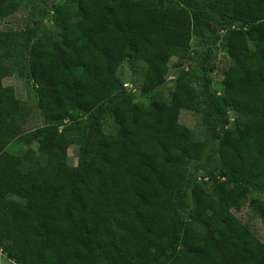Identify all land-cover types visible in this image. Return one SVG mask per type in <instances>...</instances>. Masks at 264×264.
Here are the masks:
<instances>
[{
	"label": "trees",
	"instance_id": "1",
	"mask_svg": "<svg viewBox=\"0 0 264 264\" xmlns=\"http://www.w3.org/2000/svg\"><path fill=\"white\" fill-rule=\"evenodd\" d=\"M39 1L0 0V23L33 10L24 29H0V253L15 264H264V243L233 213L264 195V0ZM219 47L231 65L217 92ZM176 53L187 68L166 85ZM10 59L43 119L29 133L30 109L3 84ZM126 59L145 64L138 91L118 76ZM181 111L211 135H182ZM24 134L37 147L28 167L7 150Z\"/></svg>",
	"mask_w": 264,
	"mask_h": 264
},
{
	"label": "rangeland",
	"instance_id": "2",
	"mask_svg": "<svg viewBox=\"0 0 264 264\" xmlns=\"http://www.w3.org/2000/svg\"><path fill=\"white\" fill-rule=\"evenodd\" d=\"M53 0H40L39 5L51 4ZM32 7L22 6L13 16L8 20H4L0 23V29L18 31L24 29L31 24L32 20ZM12 74L3 80L5 86H12L15 89L16 97L26 103L30 109V116L24 124L25 133H29L35 128L43 124L41 112L37 107V97L32 83L25 76L20 75L17 72V65L14 59L8 61ZM215 71L212 74L213 88L220 92L222 88V80L224 73L231 65V61L228 58L225 49L219 47L216 50L214 57ZM187 68V62L181 54L176 53L169 61V73L166 78V85H169L176 77L177 73L181 69ZM145 71V64L143 62H131L126 59L118 70V76L128 89L132 91H138L141 87L143 80V74ZM168 90L163 92V98L168 95ZM230 127L235 124V115L230 112ZM178 130L182 135L191 136L194 139H202L204 135L210 136V131L207 126L202 125L201 117L196 113L188 111H181L177 121ZM106 132L109 131L105 129ZM27 134L14 140L7 150L11 153L18 155L22 158L25 167H28L32 162L33 157H37L36 145L29 144L26 138ZM68 164L71 168L77 164V148L71 146L67 151ZM187 183H192L191 178L186 179ZM234 215L248 227V229L255 234L264 243V195H249L245 198L242 207L233 212ZM0 264H15L10 261L6 256L0 253Z\"/></svg>",
	"mask_w": 264,
	"mask_h": 264
},
{
	"label": "water",
	"instance_id": "3",
	"mask_svg": "<svg viewBox=\"0 0 264 264\" xmlns=\"http://www.w3.org/2000/svg\"><path fill=\"white\" fill-rule=\"evenodd\" d=\"M29 77V74L27 73V78Z\"/></svg>",
	"mask_w": 264,
	"mask_h": 264
}]
</instances>
